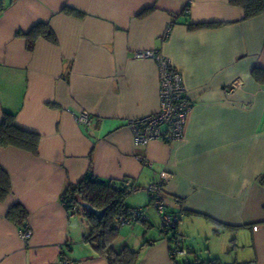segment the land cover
Here are the masks:
<instances>
[{"label":"crops","instance_id":"crops-1","mask_svg":"<svg viewBox=\"0 0 264 264\" xmlns=\"http://www.w3.org/2000/svg\"><path fill=\"white\" fill-rule=\"evenodd\" d=\"M1 2L0 122L2 112L13 114L39 144L36 154L0 147L10 179L0 201V264H60L61 255L108 264L84 241L85 217L61 202L85 175L132 183L125 205L142 207L145 218L120 225L114 242L141 247L136 264L194 256L264 264V78L252 75L264 70V12L245 18L231 0ZM38 23L54 40L39 35L29 50L26 35ZM141 49L161 52L183 77L191 113L182 142L133 144L127 121L159 109L157 65L134 59ZM82 111L88 127L75 122ZM161 172L184 257L172 255L176 239L158 229L149 205L146 186ZM14 203L32 230L26 242L20 222L6 217Z\"/></svg>","mask_w":264,"mask_h":264},{"label":"trees","instance_id":"trees-1","mask_svg":"<svg viewBox=\"0 0 264 264\" xmlns=\"http://www.w3.org/2000/svg\"><path fill=\"white\" fill-rule=\"evenodd\" d=\"M232 3L242 6L246 17H253L264 12V0H231ZM0 0V12L3 5ZM42 35L46 39L54 40L51 29L45 23H38L32 26L27 33V49H32L34 38ZM252 75L256 79L264 78V70L255 68ZM2 120L0 122V147H15L22 149L31 154L37 153L39 144V136L35 131H31L16 125L14 115L2 112ZM153 141V140H152ZM136 148V147H135ZM123 181L103 180L91 175L83 176L75 184H70L62 193L61 202L64 208L69 212L72 207L76 209L75 215L82 212L90 226L87 234L84 235V241L90 244L98 255H102L108 264H136L138 252L140 248L131 249L128 246L118 248L114 242L119 233L121 219L125 220L131 216L133 210L142 207H129L125 204L128 192L133 190L130 182L128 185ZM152 182V181H151ZM10 179L7 171L0 165V201L4 200L10 192ZM81 203H87L95 209H104V214L100 219L83 209ZM77 206L81 209H77ZM6 217L14 222H20V228L25 227L21 221L26 218V211L20 203L12 204L7 209ZM81 210V211H80ZM135 220H140L136 218ZM171 227L170 240L177 238L174 233V227ZM175 242V241H174ZM176 239V246L170 250L173 252L179 249ZM170 251V252H171ZM186 253L183 255V257ZM176 261V262H175ZM175 264H221L217 257L208 260H199L196 256L191 259L182 258L175 259ZM74 264V263H73Z\"/></svg>","mask_w":264,"mask_h":264},{"label":"built area","instance_id":"built-area-1","mask_svg":"<svg viewBox=\"0 0 264 264\" xmlns=\"http://www.w3.org/2000/svg\"><path fill=\"white\" fill-rule=\"evenodd\" d=\"M189 8L185 6L184 13L189 15ZM134 59H153L157 65L158 70V95H159V109L158 111L129 119L127 126L133 135V144L138 149H141L152 140H161L165 143L182 142L184 138V130L191 113V103L186 99L184 94L185 87L182 82L183 77L181 73L171 64V62L157 50H142L133 52ZM234 87V85H233ZM234 88L228 90L231 92ZM75 122L79 125L88 127L90 124V115L87 111H82L75 116ZM165 173L161 172L156 181L150 182L146 186L149 195L150 203L159 217V230L162 233L169 234L171 227L177 224L179 217L172 214L167 209L164 197L162 195ZM130 181H127L128 185ZM71 215H75L76 209L72 207L69 211ZM142 208L133 210L131 216L127 219H121L122 224H129L135 221L136 218L144 219ZM32 230L28 227L19 228L18 236L26 242L31 237ZM171 251L172 255L180 252L183 256L184 250ZM60 264H73L69 259L60 256Z\"/></svg>","mask_w":264,"mask_h":264},{"label":"water","instance_id":"water-1","mask_svg":"<svg viewBox=\"0 0 264 264\" xmlns=\"http://www.w3.org/2000/svg\"><path fill=\"white\" fill-rule=\"evenodd\" d=\"M80 207H82L83 209H85L89 213L93 214L96 217V219H100V217H102L103 214H104V209H102V210L95 209V208L91 207V205H89L87 203H81Z\"/></svg>","mask_w":264,"mask_h":264},{"label":"rangeland","instance_id":"rangeland-1","mask_svg":"<svg viewBox=\"0 0 264 264\" xmlns=\"http://www.w3.org/2000/svg\"><path fill=\"white\" fill-rule=\"evenodd\" d=\"M77 209H81V208H79L78 206H77ZM81 211V210H80ZM77 215H79L81 218L83 217H85L83 214H82V212L81 213H79V214H77ZM157 218H158V216H157ZM85 219H86V217H85ZM158 220H159V218H158ZM86 221H87V219H86ZM86 223L87 222H85V224L84 225H86ZM86 227H88V229L90 228V226L88 225V226H86Z\"/></svg>","mask_w":264,"mask_h":264}]
</instances>
